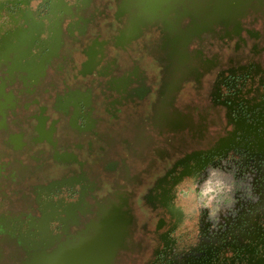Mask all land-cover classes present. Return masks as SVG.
Here are the masks:
<instances>
[{"label":"flooded vegetation","instance_id":"obj_1","mask_svg":"<svg viewBox=\"0 0 264 264\" xmlns=\"http://www.w3.org/2000/svg\"><path fill=\"white\" fill-rule=\"evenodd\" d=\"M187 1L168 2L187 7L169 31L171 12L152 24L137 0H76L55 22L42 2L51 44L40 58L33 50L24 57L27 73L15 75L14 97L0 115L10 149L0 177L14 167L5 177L26 184L0 193V264H21L30 248L49 252L114 208L130 218L116 264H171L201 248L202 234L173 232L164 188L215 147L258 149L257 134L240 128L264 94L257 81L264 82V0L226 15L215 9L193 28L188 11L224 6ZM252 207L255 224L239 220L230 243L214 244L203 264H264V207Z\"/></svg>","mask_w":264,"mask_h":264},{"label":"rangeland","instance_id":"obj_2","mask_svg":"<svg viewBox=\"0 0 264 264\" xmlns=\"http://www.w3.org/2000/svg\"><path fill=\"white\" fill-rule=\"evenodd\" d=\"M75 1L0 0V115L12 96L14 97L18 85V77L15 75L27 73L20 67L23 66L21 62L24 57L33 50V54L40 58L51 44L49 34L51 32L52 35L53 30L50 31V19L46 22L45 11L41 10L40 5L45 2L51 19H56L66 6ZM46 36L48 41L45 42ZM258 73L259 70H256L255 74ZM257 81L260 84L264 83L263 79ZM260 100L249 105L248 117L240 128L242 134H257V150L248 152L242 147L241 150L240 143L229 149L226 148L228 145L215 147L211 149V153L208 151L207 154L194 158L185 168L177 171L170 183L166 184L162 206L168 210L166 216L170 218L173 232L179 234L192 232V235L197 236L202 234L200 249H192L182 254L171 264H203L202 255L211 256L212 251L213 253L215 251L214 244L230 243L229 239L235 235L233 225L238 224L239 220L246 222L247 226L255 224L258 217L251 206L260 204V209L264 207V94ZM3 121L0 120V128L3 127ZM220 122L217 120L214 122L215 128L219 125L216 129L222 127ZM215 137L213 136V139ZM212 142L211 136L207 145H211ZM5 144L4 136L0 132L1 159L10 153ZM236 149L240 153L236 152ZM229 156L238 161L239 166L235 167L236 174H232V170L224 167L223 161ZM5 168L8 170L1 172L4 176L0 177V193H8L9 188L12 192H19L21 189L22 192L25 191L26 184L20 183V180L14 177L10 182L7 179L8 171L11 172L14 167ZM233 175L235 178H232ZM237 196L242 200L241 205L235 201ZM262 212L264 214L263 210ZM241 235L243 234L240 233L238 237ZM231 245L235 247V243ZM243 245L247 248L252 246L247 242ZM228 264H234L233 260L230 259Z\"/></svg>","mask_w":264,"mask_h":264},{"label":"water","instance_id":"obj_3","mask_svg":"<svg viewBox=\"0 0 264 264\" xmlns=\"http://www.w3.org/2000/svg\"><path fill=\"white\" fill-rule=\"evenodd\" d=\"M181 1L177 0L178 3ZM196 1L189 0L187 2L195 5ZM211 1L212 3L219 2L223 4V11L213 5L210 9L208 8L201 12L188 11L184 18L190 21V28H193L197 20L208 12H213L216 9L219 13L222 12L224 13L223 15H226L231 8L233 10L236 5L247 0ZM168 2L170 0H137L135 9L141 10L144 16L149 14L148 21L152 24L155 19L163 16L164 9L168 10L171 13L166 15V18L170 20L171 24L166 28L163 27V31H169L173 25H177L176 22H179L180 17L183 15L182 13L186 12L187 7L169 9ZM177 2H175V5H177ZM227 2H230V7L224 5ZM212 3L209 2V4ZM129 222L130 218H125L124 214H118L115 208L111 209L107 214H101L90 220L76 234L71 237H65L63 241L58 242L49 252L38 251L34 248L28 249L27 257L21 264H116V257L119 250L122 249L120 243L124 236L123 229Z\"/></svg>","mask_w":264,"mask_h":264},{"label":"trees","instance_id":"obj_4","mask_svg":"<svg viewBox=\"0 0 264 264\" xmlns=\"http://www.w3.org/2000/svg\"><path fill=\"white\" fill-rule=\"evenodd\" d=\"M246 145H247V146H245L246 148H250V147H249V145H250V142H249V141L246 142ZM223 162H225V163H224V167L228 168L229 171L232 170V174H236L237 171H235V167H236V165L239 166V164H237L238 161L234 160L232 157L229 156V157H226V159H225ZM234 176H235V175H233L232 178H233ZM234 178H235V177H234ZM232 181H233V179H232ZM259 223H260V226L264 227V223H263L261 220L259 221ZM262 237H264V231H262V232H260V233L258 234V239H259V238H262ZM196 247H197V246H196Z\"/></svg>","mask_w":264,"mask_h":264}]
</instances>
